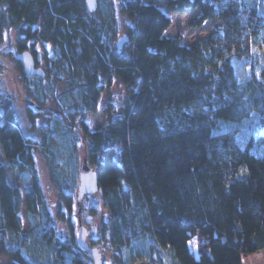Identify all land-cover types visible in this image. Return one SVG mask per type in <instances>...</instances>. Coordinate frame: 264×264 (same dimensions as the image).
Returning a JSON list of instances; mask_svg holds the SVG:
<instances>
[{
    "label": "trees",
    "instance_id": "obj_1",
    "mask_svg": "<svg viewBox=\"0 0 264 264\" xmlns=\"http://www.w3.org/2000/svg\"><path fill=\"white\" fill-rule=\"evenodd\" d=\"M167 7L180 16L200 10L191 30L221 25L186 45L165 36L171 17L143 0H98L94 14L85 0H0V42L20 28L19 53L33 41V56L42 51L47 65L44 78H30L17 62L27 94L65 115L38 143L0 96V254L13 264H91L74 236L55 235L36 172L42 149L71 213L78 179L65 182L59 162L67 123L83 135L84 163L96 170L109 213L91 244L114 250L115 264L139 260L129 254L139 245L148 264H244L264 251V0ZM120 18L128 37L121 50ZM116 84L123 102L102 109ZM28 113L35 130L41 114ZM99 114L106 122L92 131L85 119ZM14 173L23 190L10 185Z\"/></svg>",
    "mask_w": 264,
    "mask_h": 264
},
{
    "label": "rangeland",
    "instance_id": "obj_2",
    "mask_svg": "<svg viewBox=\"0 0 264 264\" xmlns=\"http://www.w3.org/2000/svg\"><path fill=\"white\" fill-rule=\"evenodd\" d=\"M145 3H152L161 8L167 15L172 19V25L170 29L166 32V37L178 38L183 41L184 44L190 45L208 36L217 27L221 25L220 22H207L201 29H190V24L194 17H199L200 10L195 11L189 15L180 16L172 14L168 11V2L170 0H143ZM120 24V35L124 36V21L123 19H118ZM23 36L21 29H13L9 31L4 40L0 42V96L2 99L8 98L13 105L15 112L18 116L19 122L21 124L23 134L27 138H33L38 140V143H42L40 137L41 131L43 129L49 128L52 124V119L62 118L65 116L58 105L53 103H48L45 108H40L38 105L34 104L27 94L26 87L21 80V74L17 69L16 57L19 53L17 49V41ZM34 42L31 41L29 44L30 50H35L33 48ZM32 53V51H30ZM44 70L47 69L46 63L42 66ZM243 74V73H242ZM62 86L58 87L60 91ZM125 96V88L119 84L114 85L113 88L109 90V93L105 96L102 109L105 108L107 104H112L113 107H119L123 102ZM32 109L33 113H40V117L36 119L35 130L33 129V123L29 117L28 110ZM86 124L89 128L94 131L103 128L106 117L104 115L89 116L85 119ZM69 133L67 137L61 141L59 146H62L59 150L63 153V156L59 158V162L62 165V173L65 182L72 180L76 173V180L78 179V185L75 191V203L72 208V212L66 208L62 203V192L58 185L54 182L51 167L40 149L36 154V172L40 181V184L44 190V195L46 199L47 208L49 209L52 216V225L55 226V235L58 238L69 239V237L74 236L76 245L80 248L78 238H79V224H78V213L80 206L85 208L84 226L89 230V235L92 233L91 229L95 228L97 231L96 236L88 239V244L93 247L91 241L93 238H98L101 232L102 223L108 221L109 213L103 207L100 194L89 197V199H84L81 204H77L78 190L80 185V172L84 164L85 158L87 156V147L83 140V135L78 128H73L71 123L66 124ZM250 128V127H245ZM65 147V148H64ZM70 148V149H68ZM77 149V151H76ZM59 152V151H58ZM0 162H4L2 155V150L0 147ZM75 165L77 166V171L75 170ZM67 177V179H66ZM9 183L13 187H18L23 190V186L20 181V176L18 173L10 174ZM31 183H28L30 186ZM64 212V219L60 218L61 213ZM23 221V233L27 235L31 232L32 228L27 219L25 209L22 212ZM92 218V221H88V218ZM0 220H1V207H0ZM144 246V245H142ZM141 245L132 249L129 254L131 257H140L139 260H133L131 264H148L147 258L143 250L144 247ZM103 254V260L105 264H115L114 254L115 251L111 250L107 245L95 246ZM139 248H142L141 250ZM81 249V248H80ZM136 258V257H134ZM133 258V259H134ZM13 259L0 254V264H13ZM92 264V263H91ZM244 264H264V251L251 257L244 258Z\"/></svg>",
    "mask_w": 264,
    "mask_h": 264
},
{
    "label": "water",
    "instance_id": "obj_3",
    "mask_svg": "<svg viewBox=\"0 0 264 264\" xmlns=\"http://www.w3.org/2000/svg\"><path fill=\"white\" fill-rule=\"evenodd\" d=\"M87 9L89 13L94 14L98 10V0H85ZM128 41L127 35L120 38L117 43V48L119 50L122 49L123 45ZM41 59V56L38 57ZM16 61L23 66L24 73L27 77H41L44 78L46 76L45 71L42 68L36 67V58L29 51L22 52L17 55ZM99 189V181L98 175L94 168H91L90 165L85 162L81 168L80 172V185L78 190V204H81L85 197H91L98 194ZM94 235L96 236L97 231L93 230ZM88 231L80 226L79 227V238L78 242L80 248L86 252L89 260L92 264H105L103 260V254L99 249L90 247L88 244Z\"/></svg>",
    "mask_w": 264,
    "mask_h": 264
},
{
    "label": "flooded vegetation",
    "instance_id": "obj_4",
    "mask_svg": "<svg viewBox=\"0 0 264 264\" xmlns=\"http://www.w3.org/2000/svg\"><path fill=\"white\" fill-rule=\"evenodd\" d=\"M30 48V47H29ZM38 50H40L39 48L37 49H35V50H28L29 52L30 51H32V53L34 52V51H38ZM35 56V58H36V67L37 68H42V66L44 65V63H45V60H44V58H43V54H42V51H41V53L39 52L37 55H34ZM39 56H41V59L39 60L38 59V57ZM43 69V68H42ZM89 199V197H85L84 199ZM83 199V200H84ZM82 203V202H81ZM77 204H78V202H77ZM85 215V208L83 209L81 206H80V209H79V213H78V224H79V227L80 226H82V227H84L87 231H88V233H90L89 232V230L86 228V226H84V218H83V216ZM88 221L90 222V221H92V218L90 217V218H88ZM93 230H96L95 228H93V229H91V231H92V233L91 234H93L92 236H91V234L88 236V239H90V236L91 237H94V233H93ZM92 239V238H91ZM90 239V240H91ZM94 239V238H93Z\"/></svg>",
    "mask_w": 264,
    "mask_h": 264
}]
</instances>
